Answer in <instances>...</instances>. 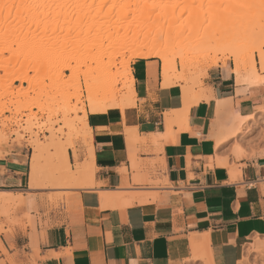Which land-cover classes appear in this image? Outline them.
<instances>
[{
	"label": "crops",
	"instance_id": "crops-1",
	"mask_svg": "<svg viewBox=\"0 0 264 264\" xmlns=\"http://www.w3.org/2000/svg\"><path fill=\"white\" fill-rule=\"evenodd\" d=\"M131 69L135 105L88 115L80 163L92 158V185L31 187L33 155L0 144V264L3 247L38 254L37 264H239L264 242V145L252 155L239 137L264 104V83L214 68L206 98L185 113L158 58ZM217 99L231 104L218 109ZM235 109L249 115L237 135L227 130ZM58 192L68 195L52 200Z\"/></svg>",
	"mask_w": 264,
	"mask_h": 264
},
{
	"label": "rangeland",
	"instance_id": "rangeland-1",
	"mask_svg": "<svg viewBox=\"0 0 264 264\" xmlns=\"http://www.w3.org/2000/svg\"><path fill=\"white\" fill-rule=\"evenodd\" d=\"M100 1L102 0H79L77 4L79 3L78 5L80 6L83 3L82 5L84 6L87 4L90 5L89 3H93L89 8L93 11L92 8L94 7L95 9L98 5L97 2L100 3ZM152 1L150 2V4H152L154 1H157L155 7L158 6V9L156 8L157 11H154L155 7L153 8L152 11H154V14L158 12L162 13L160 12L162 11L161 9L160 11H158L161 6H163L164 8H169L170 11L165 10L168 12V15H166L167 17L162 20L163 23L165 22L168 24H166V26L164 25V27L168 28L172 26V21L173 23L175 22L173 25H181V21H186V18H189L187 21L191 20V11L188 6L192 7L193 4V6H197V1L199 0H176L177 4L175 3V0H173V2L172 0H154L153 2ZM105 2L106 4H104ZM105 2L100 3L102 4L101 11L98 12L100 13V16L96 14L97 17H94V12H92L94 18H91V14L89 15V18V16H85L88 15L87 11H79V15H84V13H86L84 16L82 15V21L75 20L74 22L77 23L80 28L87 31V33L89 31V34H86V32L81 33L80 36L73 37V39H69L67 40V42L64 43L57 42L52 44L53 42L51 41L52 43H50V45L47 44L48 46L45 45L40 50L43 53L42 54L40 52L41 55H43L44 57H46L47 53H51L52 55H47L46 60L50 59V62H48L47 64V61H45V67L39 71L29 69L24 72L21 67L22 64H20L24 57L21 58V55L17 54L18 52H23V55L25 53L26 56L30 57L35 53L37 54V51L39 53L40 48L38 46L30 43L26 44L21 43L19 41H15L8 44L10 45L8 47H11L12 49L6 46V48H8V51H4L5 55L3 56V58H9L11 55L9 53H12L14 52L13 50H16V55H20V57H18V60L20 61H8V63H6V65L8 64L7 69L5 68L6 65L5 67L3 65L5 63H0V65H2L0 66V144L10 142L12 144L18 145L19 147L24 149L30 157L35 153V151L36 153H39V178L37 182L39 184L38 187L49 190H63L62 188H69L73 186L70 184H56L57 182L66 183L72 180L70 179L72 177L68 179L67 175L64 176L63 170H65V167L62 163L61 157L57 153V145L64 144L66 146H70L69 161L72 164L73 169H76V167L82 165L80 163L81 157H83V161L86 160L87 149L90 145L87 140L83 139L84 136L76 135L73 133L72 129L64 126L65 116L69 119L78 118L79 116L84 115V112L80 111L82 108L87 106L86 108L87 110H89L86 82L90 81L92 78L98 75L99 68L96 64L97 61L95 60H104L105 62L109 61L110 58H112L117 52L118 54H122L125 59H128L129 57L128 52L122 53L124 49L120 48L119 45L113 43L110 44L109 41L105 39L94 42L88 40L90 36L96 31V28H99V25L100 27L101 25H106L108 24L107 21L109 20L113 21L112 24L114 25L118 24V16L116 14L121 8L123 9L129 7V9L133 10V8L136 7V5L134 4V0H106ZM191 2L193 4H191ZM227 2L229 1L226 0L225 3L227 4ZM199 3H201V1ZM206 3L207 2H205L204 6L205 10H207L205 7H208ZM225 3H222L223 7L225 6ZM242 3H244V0L242 1ZM242 3H240V5H242ZM22 6L23 5L20 4V0H0V9L2 13L5 12L6 14V11H8V9L11 10V15L13 16L10 15V19L14 17L17 19V17H20V14H15V12ZM76 10H78V8ZM188 10L190 12H188ZM13 11L15 16L13 14ZM108 11L110 13L112 11L111 15L110 13L108 14ZM165 11L163 10V13L167 14V12L165 13ZM171 12L173 15L171 14ZM77 15L78 14H75L74 18H77L79 16ZM170 15H172V17L175 16L176 19L173 18V20L171 21L170 18H168L171 17ZM23 16L26 19H24V21L22 18V20L25 23L29 22V18H27L25 14H21V17ZM133 16L134 15L130 13L129 16L126 18L128 21H130V25L131 22L135 21V19H132ZM152 17L148 18L149 23H152ZM206 17H208V15H206ZM206 17L205 19H207ZM15 18V21L10 19L9 21H14L15 23ZM142 19H139L140 24H142L140 26H144V24L148 23L146 21L147 19H145L146 22ZM260 19H264V12H261L259 15H257L255 20L252 22V26ZM207 21H203L204 27H207V25H212L210 23L208 24ZM19 23L16 24V28L24 29L22 30V32L26 31V28L24 26L25 24H23L22 22L20 24ZM138 23L134 22L133 24L134 26L137 25L139 27ZM201 23L199 26L200 29L199 31H197L199 32L198 40H196L198 34L195 35V37L191 36L196 32L198 27L196 28L194 26L195 23L192 24L194 26V30L193 27L191 28V24V26L185 25V22L183 23L185 26L184 29L186 28L188 30H184V33L183 31H181V29L180 31L183 32V34L180 32V36L177 39L169 41L172 46L170 44H168L167 46L168 54L170 56L169 58L172 61H175L178 65L179 71H177V73L181 72L184 74L185 81L182 84L186 88H188L189 93L199 98V102L204 96L202 93H205V91L207 90V88L205 87L207 86L206 81L209 79L210 70H213L214 68L220 66L232 68L235 67L234 57L232 56L233 53L238 55L237 59L239 60V63L240 65H242L243 68H249L252 62L254 61L257 66V70L264 75V69L261 68L260 64V61L263 59V57L257 51L259 44L258 41L263 37V35L255 34L250 39L249 43L239 42L237 45H227L229 43L226 41V39L220 38V30H218L219 23H217L216 21L217 24H213L215 26L212 25L210 29L205 28L208 31L207 33H209V35H207L206 37V40L208 41L206 47L202 50H196L193 48V45H195L197 42L194 41H199L200 35L201 37L203 35L200 34L202 29L204 28ZM28 24L29 23H26L27 26ZM187 24L189 23L187 22ZM11 25H13V23ZM148 25L149 24H147V26ZM187 26H189L190 28H187ZM234 26L239 27L238 24H234ZM234 26H232L231 24V26H229V31H231ZM30 28L31 30L34 29L33 26H30ZM189 30L190 32L192 30H194L195 32L192 31V33H190L188 32ZM240 31H242V29H240ZM192 37H194L195 39H192ZM190 39L193 40V43H191L192 40ZM261 50L264 54V43H262L261 45ZM15 52L13 53L14 55ZM13 56H11V58ZM14 57L16 59V56ZM28 57H26V59ZM123 57L116 58L117 62L122 61ZM213 57L215 58L214 60ZM11 58L9 59L12 60L13 58ZM66 59H69V64L71 66L73 65L74 69L72 68V70L74 71H71V69L68 68L62 69L61 71L57 69L60 68L59 66L60 64H62L61 61L63 62V64L68 63ZM135 59L137 58L131 59L130 69L131 63ZM215 61L217 63H215ZM160 63H162L161 60ZM54 65L59 66L55 67ZM118 67L119 68H115L114 71L122 73L124 69L123 64L119 63ZM120 73L116 74V80L118 82L116 87L120 89L119 95H122L123 93H126L128 89H121V87L125 85L124 82L126 81V79L124 75H121ZM172 80L176 81L177 79L174 76ZM135 98L136 93H134L133 95V99L136 101ZM204 98L206 97L204 96ZM67 112L69 113L68 116ZM79 127H82V124L79 123ZM246 128V131L240 134L239 137L243 139H250L254 147L252 151V155H254L255 147L264 145V104L257 106L256 111L254 112L252 119H250L249 124L246 126ZM36 143L40 145V152H38L37 149H35L34 147ZM86 163L87 162H84V164ZM66 195H68V193L58 192L50 194V197L52 200H55V196L61 199ZM3 251L5 259L2 261L1 264H37V261L41 259L38 254L30 253L28 251L23 252L21 250V252H18L17 250H15L14 253L10 254L4 247ZM239 264H264V246L261 248H255L253 245H249L245 250V254Z\"/></svg>",
	"mask_w": 264,
	"mask_h": 264
},
{
	"label": "bare ground",
	"instance_id": "bare-ground-1",
	"mask_svg": "<svg viewBox=\"0 0 264 264\" xmlns=\"http://www.w3.org/2000/svg\"><path fill=\"white\" fill-rule=\"evenodd\" d=\"M78 1L79 0H20V4H22L23 6L17 9L15 14H20V17H21V14H25L26 17L29 18V22H26V23H29L28 26L24 22L25 21L24 19H26L24 18V16L21 18L17 17V19L14 17L16 19V22L14 23L15 21L14 18L10 19L9 17L11 15V10L8 9V11H6V14H5V12L2 13L0 9V63L2 62L5 63L3 64L5 67L8 61L9 62L15 61V60H16L15 62L20 61L18 60V57H20L21 55V58L24 57L23 60L20 62V64L23 65V66L21 65V67L24 70V72L29 69L34 70V71H39L45 67L46 65L45 61H47V64L48 62H50L49 61L50 59L46 60L47 55L49 53L46 54V57L41 55L42 52L40 50L45 45L48 46L52 42H53L52 44L57 43V42L64 43V42H67V40L69 39H73V37L80 36L81 33L86 32V34H89L90 33L89 31L87 33V31L80 28L79 25H77V23H75L74 21L75 20L80 21L83 18L82 17L83 14L79 15V11H82V10L87 11L88 15H85L86 12L84 13V15L87 17L90 14H91V18L97 17V15L100 16V13H98L99 11H101V8H102L101 6L102 4L100 3L101 2L103 3L106 0H102L100 1V3L97 2L98 5L95 9L94 7L92 8L93 11L89 9L93 3L92 4L89 3L90 5L87 4L84 6L82 5L83 4L82 3L79 6L78 5L79 3L77 4ZM151 1L152 0H134V4L136 5V7L133 8V10L129 9V7H126L123 9L121 8L117 12L116 15L118 16L117 18V22H119L118 24L114 25L112 24L113 21L109 20L107 21L108 24L101 25V27L99 25V28H96V31L88 39L89 41L91 40V42L105 39L109 41L110 44L111 43L117 44L120 46V48L124 49L122 53L124 52L129 53V57L128 59H125V57H123L122 54H118L117 52L114 54L112 58H110L109 61L105 62L104 60H95L97 61L96 64H97V67L99 68L98 75L92 78L90 81L86 82V91L88 93L87 100L89 102L88 103L89 110H87L86 108L87 106H86L80 110L81 112H84L83 116H79L78 118H73V119L71 118L69 119L68 117L65 116V119H64V126L72 129L74 134L82 135L84 137L91 134V127L88 121L89 113L91 114L104 113L110 108H121L123 111L127 112V110L131 109L135 105V100L133 99V95L135 93V88H134L135 79L130 69V61L133 58L157 57L161 60L162 62L161 63V74L163 78V86L170 87L172 85H181L182 90H183V99H184L183 111L185 113H187L191 105L199 102V98L189 93L188 88H186L182 84L185 81L184 74L181 72L177 73V71H179L178 65L175 61H172L169 58L170 56L167 50L168 44L171 45V43H169L170 40L177 39L180 36L181 31L185 33L184 30L186 31L188 30L186 28L184 29L185 26L183 23L185 22H186L185 25L191 26L192 24L195 23L194 26L196 28L198 27L195 32L194 26L193 25L191 26V28L193 27L194 29L192 31L196 33L195 34L193 32L194 34L191 36L195 37V35L198 34V37H196L197 38L196 40H198L199 38V32L197 31H199L200 29L199 28L200 23L202 22L201 24L204 27L203 21L206 22L208 19H209L207 21L208 24L210 23L213 25L216 23V21L217 23H219L218 30H220L219 31L221 35L220 38L226 39V41L229 43L227 45H237L239 42L249 43L250 39L255 34L263 35V37L258 41L259 44H258L257 51L263 57V59L260 61V64H261V68L264 69V54L262 53V50H261V45L262 43H264V19H260L258 22H256L252 26V22L255 20L257 15H259L261 12H264V0H244V3H242L243 0H228L229 2H227V4L225 3L226 0H206V1L204 0V5H203V0H199V1L196 0L198 2L197 6H193L194 4L192 2L191 4H193L192 5L193 8L188 6L191 11L190 12L188 10V12L191 13V15L188 14L190 15V18H191V20H189L190 22L187 21L189 18H186V21L184 22L181 21V25H176V24H175L176 26L173 25L175 22L173 23L172 20L173 18L176 19V17L175 16L172 17L173 14L171 12L172 15L170 16L172 17V19L171 17H168V18H170V20L172 21V24L170 23L172 26L168 28L164 27V25L166 26L167 23L165 22L163 23L162 20L165 17H167L166 15H168L167 11L169 10V8L166 7L167 8L166 9L163 6H161V8H159L158 11H160L161 9L162 11L160 12L162 13L158 12L154 14V11L158 7V6L155 7V4L157 3V1L153 0L155 2L154 3L152 1L154 3V4L152 3L153 5L150 4ZM181 1H184V0H181ZM200 1L201 3H199ZM205 2H207L206 4L208 7H205L207 10L204 9ZM175 3H176V0H175ZM222 3L223 4L225 3V6H224L225 8L223 7ZM240 3H242V5H240ZM104 4H106V2ZM154 7L155 9L154 11H152ZM77 8L78 10H76ZM163 10L164 11L167 10L165 11V13L167 12V14H164ZM109 11H108V14L110 13ZM92 12H94L93 13L95 15L94 17H93ZM130 13L134 15L132 19L133 20L135 19L134 21L135 23H138L140 21L139 20L140 18L141 19L143 18L142 20L144 21L145 19H147L146 21L148 22V18H151L152 16H153L152 17L153 21L151 20L152 23L148 22L147 23L149 24L148 26L147 24H144V26H140L142 24H140L139 22L138 23L139 27L136 24L135 25L137 27L134 26L133 24L134 22H131V25L133 24L132 26H134L132 27L130 25V21L126 19ZM13 14H14V11H13ZM75 14H78L79 16L77 15L78 17L74 18ZM206 15H208V17H206ZM8 17L10 20H14V21L10 22ZM205 17L207 19H205ZM22 18L24 21L22 20ZM19 22L20 23L24 22L23 24H25L24 26L26 28L25 29L26 31L22 32V30L24 29L16 28L17 26L16 24ZM187 22L189 24H187ZM12 23L13 25H11ZM231 24L232 26H234V24H238L239 27L234 26L233 29L229 31V26H231ZM212 25L210 26L207 25V27L209 28L205 26L203 29L205 28L210 29ZM30 26H33L34 29L32 28L33 30H31ZM189 26H187V28H190ZM203 29L200 33V34H203L202 37L200 35V40L194 41V42H197L195 45H193V48L196 50L204 49L208 42L206 40V37L207 35H209V33H207L208 31L206 29H205L206 31ZM240 29H242V31H240ZM190 30L188 32H190ZM192 31L190 33H192ZM183 32L181 33L183 34ZM194 37H192V39H195ZM15 41H19L21 43H26V44L30 43V44L38 46L40 48L39 53L37 51V54L35 53L31 55L30 57H28L26 56L25 53L23 55V52L17 53L15 52L16 50H13L15 52V55L13 54L14 52L9 53L11 54L9 58H11V56L14 55L16 56V59L14 56H13L14 58L12 57L14 60L12 58H11L12 60H10L9 58H3V56L5 55L4 51H6L8 48H11V47H8L10 46L8 44H10L11 42H15ZM191 43H193V40L191 41ZM6 46L8 48H6ZM16 53L20 55L17 56ZM50 54L48 56H50ZM232 56L234 57V61H235L234 72L236 73L237 81L239 83H247L248 85L264 83V75L261 74L257 70V66L254 61L252 62L249 68H243L242 65H240L239 63V60L237 59L238 55L233 53ZM26 57L28 58L26 59ZM119 57H123V60L120 62H117L116 58H119ZM214 59L215 58L213 57V60ZM66 61H68V63H64V64L61 61L62 64H60V66L57 65L60 67L57 69L61 71L62 69L68 68V69H71V71H74L72 70L73 65L71 66L69 64V59H66ZM119 63L123 64L124 66L122 73L114 71L115 68L116 69L119 68L118 67ZM215 63L217 62L215 61ZM7 65L5 67L6 69L8 68ZM117 73L118 74L120 73L121 75L123 74L126 79V81L124 82L125 85L122 86L121 89L127 88L128 90L126 93H123L122 95H119L120 89L116 87L118 83L116 80ZM174 76L177 79L176 81L172 80ZM227 104H231V99H217L218 109L226 106ZM68 114L69 113L67 112V116ZM248 116L249 115L247 116L242 115L236 109L231 111L229 115V125L227 127L228 133L237 135L236 133L242 132V129L245 126L244 123L247 122L246 120ZM79 123L82 124V127H79ZM34 147L35 149H37L38 152H40L39 144L36 143ZM69 148L70 146L59 144L57 145V153L61 157L62 163L64 164V167H65V170H63L64 176L67 175L68 179L72 177L70 178L72 180L66 183L57 182L56 184H62V185L70 184L73 186L82 185L83 187L92 185L93 184V178H92L93 166H94L91 160L92 158L86 164L83 163L81 166L76 167V169H73V166L69 161ZM38 154L39 153H36L35 151V153L32 156V161H31L32 169H31V176H30V186L31 187H38L39 185L37 183L38 178H39V167H38L39 155ZM3 194L4 192H0V196ZM263 243L262 242L258 243L254 247L261 248L264 245Z\"/></svg>",
	"mask_w": 264,
	"mask_h": 264
}]
</instances>
